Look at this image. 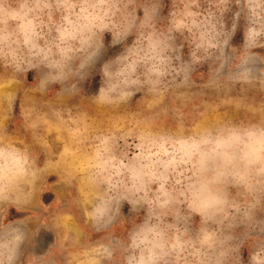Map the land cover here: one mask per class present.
I'll list each match as a JSON object with an SVG mask.
<instances>
[{"label": "clouds", "instance_id": "clouds-1", "mask_svg": "<svg viewBox=\"0 0 264 264\" xmlns=\"http://www.w3.org/2000/svg\"><path fill=\"white\" fill-rule=\"evenodd\" d=\"M0 61L16 72H41L36 90L46 94L59 85L66 98L99 76L88 98L113 112L150 98L151 115L100 130L90 131L71 108L53 109L58 123L43 121L49 135L56 131L61 140L67 132L75 144H64L57 163L84 149L94 188L81 210L85 224L105 236L76 254L78 264H264V220L255 215L264 191V105L253 110L243 103L264 94V0H171L167 15L163 0H0ZM205 90L239 93L235 106L243 115L217 121L197 111L189 118L174 107L173 124L157 123L153 110L167 97ZM14 99L0 92L9 111ZM37 159L29 146L0 136V201L16 203L11 194L34 184ZM228 184L255 202L230 200ZM125 201L143 216L113 238ZM178 205L187 206L189 218L200 217L195 237L178 227ZM29 231L24 219L0 221V264L42 259L29 250ZM65 239L78 244L79 234L66 232Z\"/></svg>", "mask_w": 264, "mask_h": 264}, {"label": "rangeland", "instance_id": "rangeland-1", "mask_svg": "<svg viewBox=\"0 0 264 264\" xmlns=\"http://www.w3.org/2000/svg\"><path fill=\"white\" fill-rule=\"evenodd\" d=\"M163 2L164 14L167 15L171 0H163ZM204 6L207 7V5ZM228 15L230 16L231 13ZM53 35H55L54 32ZM111 39V34L106 33L105 43ZM236 39L242 42L241 32H237ZM177 42L179 43V40ZM39 43L41 47L45 46L44 39H41ZM187 50L186 46L185 53ZM41 75L42 73L37 70L27 73L16 72L11 67H4L3 62L0 61V86H3L0 87V92L11 93L15 96L11 111L8 110L6 100L0 104V136L29 146L38 157L36 161L37 179L32 185L22 184L16 192L11 194L12 200L17 201L16 203L9 200L0 201V221L7 224L17 219L26 220L27 228L30 230L29 250L38 258H42L37 260V264H78L77 259H74L76 254L87 245L105 236V233H97L90 225L85 224L81 210L85 197L94 188L87 182V173L83 163L84 149H80L76 159L57 163L64 144L68 143L70 147H75V144L69 140L67 132H61V140L57 139L56 131H52L49 135L45 131L48 126L43 121L47 119L54 124L58 123L53 109L71 108L73 116L79 115L91 125L90 131L100 130L112 122L130 121L140 116L151 115L152 113L147 109L150 98L138 106L134 104L131 108L113 112L107 108L96 107L88 98V95L98 90L99 76L89 79L79 96L66 98L57 91L59 85H49L51 90L46 94L37 91ZM13 79L15 83L7 87L6 85ZM194 79H197L198 84L200 83L195 75ZM193 91L196 89L194 88ZM205 92L206 94H197L186 99H177L175 96L167 97L159 108L153 110L160 113L157 123L161 126L173 124L171 110L174 107L181 109L189 118L197 111H206L210 119L217 121L230 116L243 115V110H238L235 106L241 100L239 93L233 91L227 94L223 92L217 94L211 90H205ZM222 100L228 102L221 103ZM243 103L254 110L257 105H264V94H249L243 97ZM161 109H166L167 113H162ZM32 123L37 126L26 130L27 125ZM223 187L230 200L243 202L247 198L255 202L253 196L245 192L243 187H232L230 184ZM257 195L259 204L255 209V215L264 220V191ZM177 207L182 217L178 227L182 230L186 228L189 235L195 237L202 226L200 217L192 213L189 218L186 205ZM18 208L22 211H18ZM131 209L132 206L125 201L121 209L122 222L118 218L117 224L111 231L113 238L126 235L133 223L140 222L143 212L137 216ZM169 222H174L171 217H169ZM237 231H242V229H237ZM66 232L69 237L79 234V243L73 245L71 240H66ZM70 252H73V257Z\"/></svg>", "mask_w": 264, "mask_h": 264}, {"label": "crops", "instance_id": "crops-1", "mask_svg": "<svg viewBox=\"0 0 264 264\" xmlns=\"http://www.w3.org/2000/svg\"><path fill=\"white\" fill-rule=\"evenodd\" d=\"M71 253V256L73 257V252H70Z\"/></svg>", "mask_w": 264, "mask_h": 264}]
</instances>
